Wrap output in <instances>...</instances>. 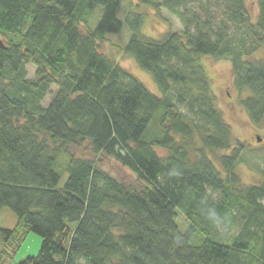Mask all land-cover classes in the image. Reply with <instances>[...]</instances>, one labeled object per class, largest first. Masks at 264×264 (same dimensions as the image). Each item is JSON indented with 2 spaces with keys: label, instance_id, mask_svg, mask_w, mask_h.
I'll return each instance as SVG.
<instances>
[{
  "label": "trees",
  "instance_id": "trees-1",
  "mask_svg": "<svg viewBox=\"0 0 264 264\" xmlns=\"http://www.w3.org/2000/svg\"><path fill=\"white\" fill-rule=\"evenodd\" d=\"M125 1L0 0V212L17 216L0 226V264L30 232L40 250L18 264H264V168L242 182L245 146L203 63L231 62L259 122L264 0L256 17L249 0H140L183 25L158 38L131 7L121 49L157 92L100 50L124 27ZM107 158L135 182L105 170Z\"/></svg>",
  "mask_w": 264,
  "mask_h": 264
},
{
  "label": "rangeland",
  "instance_id": "rangeland-1",
  "mask_svg": "<svg viewBox=\"0 0 264 264\" xmlns=\"http://www.w3.org/2000/svg\"><path fill=\"white\" fill-rule=\"evenodd\" d=\"M249 6L252 15L256 17L259 9L257 0H249ZM131 7L145 13L146 17L142 31L146 35L158 38L167 32L181 30L183 25L177 15L171 13L164 7L156 9L151 6H146L140 0H126L118 12V17L123 21L124 27L119 33L110 34L106 41L100 42L101 52L117 60L121 66L139 78L149 90L157 92V86L151 75L142 70L136 61L123 53L121 49V47L126 45L129 38L126 15ZM98 11L101 13V9ZM98 19L99 14L96 12L91 22L92 26L97 24ZM255 56L264 60V44L258 48ZM203 63L212 79L214 90L218 98V105L222 109L226 121L231 125L235 139L240 140L245 146V150L241 155L242 163L239 166V174L242 182L246 185L257 184L260 179L259 169L264 168V116L256 123L247 109L241 105L240 101L241 97H244V93L239 91L236 86L235 74L231 62L206 56L203 58ZM27 67L29 70V77H33L35 67L30 64ZM50 100L51 96H48L46 102ZM257 135L261 138V141L256 139ZM71 150L77 155H81L84 152V149L72 148ZM159 152L164 153L162 150H159ZM223 153L224 152H217L214 153V156ZM100 165L119 179L127 182H135L136 180V176L133 172L123 167L112 158L100 161ZM66 178L67 176L63 178V183ZM16 222L17 216L12 209L5 207L1 210V227L13 228ZM41 244L42 237L35 232H30L21 249L10 264H18L26 257L38 254Z\"/></svg>",
  "mask_w": 264,
  "mask_h": 264
},
{
  "label": "water",
  "instance_id": "water-1",
  "mask_svg": "<svg viewBox=\"0 0 264 264\" xmlns=\"http://www.w3.org/2000/svg\"><path fill=\"white\" fill-rule=\"evenodd\" d=\"M258 140H259V141H261V138H260V137H258Z\"/></svg>",
  "mask_w": 264,
  "mask_h": 264
}]
</instances>
